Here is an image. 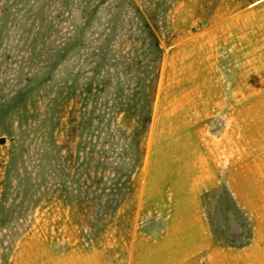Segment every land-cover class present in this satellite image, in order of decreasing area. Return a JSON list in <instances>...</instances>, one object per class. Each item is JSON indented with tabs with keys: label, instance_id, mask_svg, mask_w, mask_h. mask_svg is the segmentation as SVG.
<instances>
[{
	"label": "rangeland",
	"instance_id": "1",
	"mask_svg": "<svg viewBox=\"0 0 264 264\" xmlns=\"http://www.w3.org/2000/svg\"><path fill=\"white\" fill-rule=\"evenodd\" d=\"M0 264H264V0H0Z\"/></svg>",
	"mask_w": 264,
	"mask_h": 264
},
{
	"label": "trees",
	"instance_id": "2",
	"mask_svg": "<svg viewBox=\"0 0 264 264\" xmlns=\"http://www.w3.org/2000/svg\"><path fill=\"white\" fill-rule=\"evenodd\" d=\"M155 88H156V84L153 82L152 84V88H151V95H150V98L153 100L154 99V93H155Z\"/></svg>",
	"mask_w": 264,
	"mask_h": 264
},
{
	"label": "water",
	"instance_id": "3",
	"mask_svg": "<svg viewBox=\"0 0 264 264\" xmlns=\"http://www.w3.org/2000/svg\"><path fill=\"white\" fill-rule=\"evenodd\" d=\"M202 25L205 26V25H207V23L203 22Z\"/></svg>",
	"mask_w": 264,
	"mask_h": 264
},
{
	"label": "bare ground",
	"instance_id": "4",
	"mask_svg": "<svg viewBox=\"0 0 264 264\" xmlns=\"http://www.w3.org/2000/svg\"><path fill=\"white\" fill-rule=\"evenodd\" d=\"M201 25H202V23H201Z\"/></svg>",
	"mask_w": 264,
	"mask_h": 264
}]
</instances>
